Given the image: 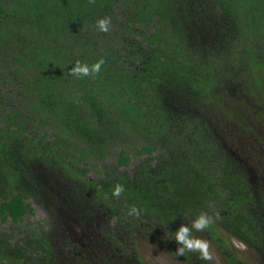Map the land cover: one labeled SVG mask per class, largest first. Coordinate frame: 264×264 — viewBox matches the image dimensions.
<instances>
[{"label":"trees","instance_id":"obj_1","mask_svg":"<svg viewBox=\"0 0 264 264\" xmlns=\"http://www.w3.org/2000/svg\"><path fill=\"white\" fill-rule=\"evenodd\" d=\"M103 18L108 32L96 27ZM101 59L99 74L72 75ZM1 104L2 222L20 226L35 200L52 228L0 229V264H127L116 234L106 250L82 234L72 245L74 228L87 233L104 213L131 234L152 222L144 231L166 229L179 261L212 264L177 255L174 236L207 213L206 230L238 238L264 264V0H0ZM133 137L146 158L132 168ZM123 144L119 167L106 163Z\"/></svg>","mask_w":264,"mask_h":264},{"label":"rangeland","instance_id":"obj_2","mask_svg":"<svg viewBox=\"0 0 264 264\" xmlns=\"http://www.w3.org/2000/svg\"><path fill=\"white\" fill-rule=\"evenodd\" d=\"M121 20V19H120ZM119 20V22H120ZM152 30L150 32H154V25L152 24ZM135 41H137V38H133ZM146 46V45H145ZM130 65L135 64V58H128L126 61ZM4 104H1L0 107H2ZM134 141V145H131L129 147L125 146L123 144L122 148L118 151L111 150V152L107 155L106 163H108L111 166H118L117 162V155L124 149V147H127L129 149V153L132 156V165L131 167H135L138 163H140L142 160L146 158V156L138 157L136 156L135 146H138V140L136 137L132 138ZM233 152V151H232ZM264 160V159H263ZM123 169V168H120ZM130 169V168H128ZM261 174H264V170ZM250 178L252 179L253 188H256L258 185L259 188L263 187L264 191V175L261 176L260 179V185L256 184L258 183L257 178L254 177V173L252 170H249ZM89 179L93 178V172L88 173ZM262 178V179H261ZM9 195V191L3 190L1 191V197H6ZM33 201V206L35 208V215L34 216H28L22 223L18 224L20 226L15 227L12 222L4 224L2 222V218L0 217V229L1 231H11V226H14L18 229H23L24 232H27L29 230V233L33 231L35 228L41 229V233L47 232L52 228V219H51V212L47 211L42 203H39L35 200ZM99 221L92 229L89 230L87 233H82V230L79 227H75L77 233L74 232L71 236L69 235L70 239L72 240V245H74L75 242H79L81 239L80 234L84 236L83 240L81 242H90V241H97L101 242L99 246H101L103 249L107 247V234H116L117 242L114 241L111 244L116 248L119 249L120 246L124 247V252L122 256L124 255L128 259L126 261L127 264H140L136 259H134V256L140 257L142 261H144L146 264H186L185 262L179 261L174 253H172L171 249L166 246L165 240L172 238L170 235H166L167 232L166 229H163V232L158 233H151L148 231H144L145 228H148V223L150 227H152V222H144L142 226L146 224V227L141 228L137 233H129L127 232L126 228H120L118 226V222L123 221L122 219H109L106 217V214L99 216ZM194 219H184L179 222L181 225H191ZM50 223V226L48 225ZM55 223V221H53ZM156 223V222H155ZM155 223L153 225H155ZM22 226V228H21ZM71 231V230H70ZM104 232V233H103ZM213 230L209 232L208 230H204L202 232H198L197 237L199 239L207 240L210 244V251L213 253L214 259L210 261L212 264H228V257L229 252H231V255L239 262H244L248 264H262V261L260 260V257L257 253L251 252V248L241 240H239L236 237H232L227 232L221 230L220 232H217V235L213 234ZM118 233V234H117ZM129 233V234H128ZM152 236V237H150ZM213 236L215 238H213ZM221 238H225L227 240V245L225 244L226 248L224 246L221 247L218 243L221 241ZM68 245H62V248L64 252L67 255L73 254L72 261L77 263L78 258L73 252L74 247L70 249L67 247ZM99 249V247H98ZM121 250V249H119ZM122 251V250H121ZM136 262V263H135Z\"/></svg>","mask_w":264,"mask_h":264},{"label":"clouds","instance_id":"obj_3","mask_svg":"<svg viewBox=\"0 0 264 264\" xmlns=\"http://www.w3.org/2000/svg\"><path fill=\"white\" fill-rule=\"evenodd\" d=\"M112 21L111 18H103L97 21L96 27L101 32H108ZM104 65V60L101 59L98 62L89 65L87 63L77 62L75 66L71 69V73L73 76L77 78L88 77L92 74H99ZM124 191V187L122 185H117L114 190V195L119 197L121 193ZM129 215L140 216L141 210L132 207L129 211ZM214 223L213 218L209 216L207 213H201L198 217H196L191 227L182 226L175 233V240L180 245L177 251V255H185L186 251L188 252H196L199 254L200 259L205 261H212L214 259L213 253L210 251V244L207 240L195 238L193 236L192 230L195 229L197 232H202L212 226Z\"/></svg>","mask_w":264,"mask_h":264}]
</instances>
